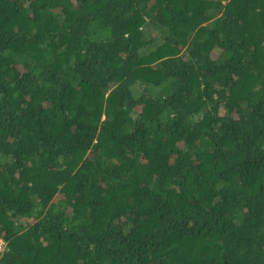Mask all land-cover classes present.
I'll return each instance as SVG.
<instances>
[{
    "label": "trees",
    "instance_id": "16d2710c",
    "mask_svg": "<svg viewBox=\"0 0 264 264\" xmlns=\"http://www.w3.org/2000/svg\"><path fill=\"white\" fill-rule=\"evenodd\" d=\"M0 264H264V0H0Z\"/></svg>",
    "mask_w": 264,
    "mask_h": 264
},
{
    "label": "built area",
    "instance_id": "2783aa9c",
    "mask_svg": "<svg viewBox=\"0 0 264 264\" xmlns=\"http://www.w3.org/2000/svg\"><path fill=\"white\" fill-rule=\"evenodd\" d=\"M5 242L2 240V239H0V253H2L1 251H2V247H3V244H4Z\"/></svg>",
    "mask_w": 264,
    "mask_h": 264
},
{
    "label": "rangeland",
    "instance_id": "374dc122",
    "mask_svg": "<svg viewBox=\"0 0 264 264\" xmlns=\"http://www.w3.org/2000/svg\"><path fill=\"white\" fill-rule=\"evenodd\" d=\"M3 241H4L5 243L3 244L2 251L5 250V245H6V241H5L4 239H3ZM2 251H1V252H2ZM0 257H1V253H0Z\"/></svg>",
    "mask_w": 264,
    "mask_h": 264
},
{
    "label": "clouds",
    "instance_id": "9594fccd",
    "mask_svg": "<svg viewBox=\"0 0 264 264\" xmlns=\"http://www.w3.org/2000/svg\"><path fill=\"white\" fill-rule=\"evenodd\" d=\"M0 239H2V238H0ZM3 240V239H2Z\"/></svg>",
    "mask_w": 264,
    "mask_h": 264
}]
</instances>
